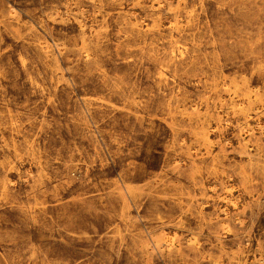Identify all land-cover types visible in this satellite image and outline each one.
<instances>
[{"label":"rangeland","instance_id":"1","mask_svg":"<svg viewBox=\"0 0 264 264\" xmlns=\"http://www.w3.org/2000/svg\"><path fill=\"white\" fill-rule=\"evenodd\" d=\"M263 125L264 0H0V264H264Z\"/></svg>","mask_w":264,"mask_h":264},{"label":"bare ground","instance_id":"2","mask_svg":"<svg viewBox=\"0 0 264 264\" xmlns=\"http://www.w3.org/2000/svg\"><path fill=\"white\" fill-rule=\"evenodd\" d=\"M111 14H112V13H111ZM173 25H175V24H173ZM179 59H180V58H179ZM65 75H66V74H65ZM175 78H176V77H175ZM175 78H174V79H175ZM258 92H259V91H258ZM209 96H210V95H209ZM233 103H234V102H233ZM233 108H234V107H233ZM124 109H125V108H124ZM203 123H204V122H203ZM218 125H219V124H218ZM248 126H249V125H248ZM263 126H264V125H263ZM207 130H208V129H207ZM246 131H247V130H246ZM217 145H218V144H217ZM186 162H187V161H186ZM177 165H178V164H177ZM130 187H131V186H130ZM131 188H132V187H131ZM236 188H237V187H236ZM233 200H234V199H233ZM127 202H128V201H127ZM127 202H126V203H127ZM227 225H228V224H227ZM228 233H229V232H228ZM255 233H256V232H255ZM172 240H173V239H172ZM175 242H176V241H175ZM154 247H155V246H154ZM250 249H251V248H250ZM155 250H156V249H155Z\"/></svg>","mask_w":264,"mask_h":264}]
</instances>
